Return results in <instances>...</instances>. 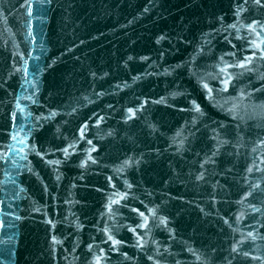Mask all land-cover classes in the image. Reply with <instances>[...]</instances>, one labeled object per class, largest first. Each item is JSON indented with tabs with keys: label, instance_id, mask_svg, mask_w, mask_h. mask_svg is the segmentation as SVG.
Masks as SVG:
<instances>
[{
	"label": "water",
	"instance_id": "water-1",
	"mask_svg": "<svg viewBox=\"0 0 264 264\" xmlns=\"http://www.w3.org/2000/svg\"><path fill=\"white\" fill-rule=\"evenodd\" d=\"M252 20V0H0V264H264Z\"/></svg>",
	"mask_w": 264,
	"mask_h": 264
},
{
	"label": "snow or ice",
	"instance_id": "snow-or-ice-1",
	"mask_svg": "<svg viewBox=\"0 0 264 264\" xmlns=\"http://www.w3.org/2000/svg\"><path fill=\"white\" fill-rule=\"evenodd\" d=\"M253 4H255L256 6H259V7H264V0H252ZM245 3H247V0H245ZM244 9L243 8H238V12L237 14H239L240 11H243ZM254 25H257V26H261L260 25V22L257 21V20H252L250 23H248L246 25V27L251 30L253 33H256L257 36H260L261 34L259 32H256V28L254 27ZM229 27H232V28H236V25L235 24H232V25H229ZM261 27H264V26H261ZM230 42V41H229ZM262 44H264V40H262L260 43H258L257 41L253 40L251 42V44L249 45L250 47H253L255 49L258 50V53L257 52H252L251 53V56H256L257 54L260 55L261 58H264V49H262ZM248 63H250V57L248 56H245L238 64H236L235 66L236 67H240V68H244ZM227 67H230V65H225V68ZM221 71H224V69H221ZM232 79L231 75L229 74L227 76L226 79L222 80L221 83L224 85V90L226 91L227 90V86H228V83L229 81ZM203 83V82H202ZM203 87L204 89L207 90V93H208V97L209 98H212V89L209 88L208 84L207 83H203ZM192 104H193V109L197 112L200 111V106L195 102V101H192ZM127 112L128 113H133V109L132 108H128L127 109ZM100 123V118H97L96 120V124H99ZM81 138H83V131L86 130V123L84 125H81ZM89 144L92 143L91 140L88 141ZM94 150V149H93ZM64 152H65V155L68 154V151L67 149H64ZM88 159H92L90 156L88 157ZM49 163H52V162H49ZM56 163H59V161H56ZM83 164V161L81 162ZM125 163H127V161H125ZM248 171H252L251 168L248 169ZM197 179H201L200 176H197ZM130 187V185H129ZM248 193H245V196H247ZM133 211L137 212L138 215L140 217L143 218V221L141 224L138 225V227L140 228H144L146 227L147 223H148V219L147 217L145 216V213L142 212V211H139V209H133ZM148 212H153L152 209H148L147 210ZM154 214V213H153ZM48 223H52V221H48ZM161 223H164V220L161 219ZM131 231H135V229H130ZM107 231V230H106ZM248 236L251 237L252 236V233H248ZM53 241L56 240V237L53 236L52 237ZM108 240L111 241V243L113 245L117 244V243H120V241H117L116 239L113 238V236L111 235H108ZM141 245L140 244H137V247H140ZM92 245H88V248L91 249ZM115 250V249H113ZM234 252L237 250L236 246H233V249H232ZM101 251H103V249H101ZM245 256H248V253L245 252L244 253ZM149 259H152V257H149ZM254 259H258L257 257H254ZM96 260V264H99L100 262V258L99 257H96L95 258Z\"/></svg>",
	"mask_w": 264,
	"mask_h": 264
}]
</instances>
